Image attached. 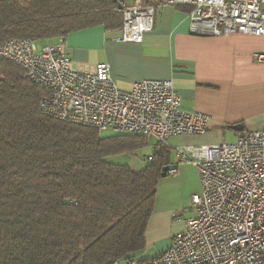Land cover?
Wrapping results in <instances>:
<instances>
[{
  "label": "trees",
  "instance_id": "16d2710c",
  "mask_svg": "<svg viewBox=\"0 0 264 264\" xmlns=\"http://www.w3.org/2000/svg\"><path fill=\"white\" fill-rule=\"evenodd\" d=\"M121 21L113 0H0L2 40L65 37L95 24L118 28ZM49 92L0 61V264L130 258L145 247L169 150L160 148L140 170L109 162L147 139L54 119L39 107Z\"/></svg>",
  "mask_w": 264,
  "mask_h": 264
},
{
  "label": "built area",
  "instance_id": "2783aa9c",
  "mask_svg": "<svg viewBox=\"0 0 264 264\" xmlns=\"http://www.w3.org/2000/svg\"><path fill=\"white\" fill-rule=\"evenodd\" d=\"M186 5L193 34L264 35V0H133L121 13L122 42L140 43L153 29L155 10ZM58 36L39 45L30 38L1 39L0 61L20 67L34 84L49 89L40 110L59 121L99 132L140 134L152 161L171 136L204 134L209 116L185 111L171 79H143L129 89L112 80L108 64L70 59ZM264 62V53H254ZM176 164L196 166L200 191L193 193L194 214L184 220L169 246L141 261L111 259L102 264H264V129H252L233 142L179 145ZM171 169L169 172H173Z\"/></svg>",
  "mask_w": 264,
  "mask_h": 264
},
{
  "label": "crops",
  "instance_id": "0c3cea01",
  "mask_svg": "<svg viewBox=\"0 0 264 264\" xmlns=\"http://www.w3.org/2000/svg\"><path fill=\"white\" fill-rule=\"evenodd\" d=\"M145 3L155 4L156 0ZM189 10L186 5L156 8L153 29L140 43L119 41L121 26L107 29L102 24L79 28L65 36L70 59L87 65L107 63L119 88L129 89L143 79H171L183 110L209 116L204 134L169 138V164H176V146L233 142L248 130L264 129V62L253 58L254 53H264V35L193 34ZM56 38L37 43H52ZM173 170L161 176L157 185L145 232L143 250L152 249L146 258L165 250L172 236L183 229L181 212L194 210L191 195L200 191L194 164H176Z\"/></svg>",
  "mask_w": 264,
  "mask_h": 264
},
{
  "label": "rangeland",
  "instance_id": "374dc122",
  "mask_svg": "<svg viewBox=\"0 0 264 264\" xmlns=\"http://www.w3.org/2000/svg\"><path fill=\"white\" fill-rule=\"evenodd\" d=\"M38 44L42 45L44 43L38 42ZM149 151H150L149 148L147 146H145V147L139 148L137 150H134L133 152L109 156L107 158V160L109 162H113V163H117V164H129L132 168H134L136 170H140L152 162V161H147L145 159V157L149 154ZM192 195H191V197H192ZM193 214H194V210L191 211V210L187 209L183 213L181 212L180 218L186 219L187 217H189ZM143 249L134 253L132 256H130V258L135 260V261H141V260L145 259L146 254L150 253L152 249H149V247L146 250H143ZM122 261L124 262L123 259H122Z\"/></svg>",
  "mask_w": 264,
  "mask_h": 264
},
{
  "label": "water",
  "instance_id": "95a60500",
  "mask_svg": "<svg viewBox=\"0 0 264 264\" xmlns=\"http://www.w3.org/2000/svg\"><path fill=\"white\" fill-rule=\"evenodd\" d=\"M113 2L116 4V8L118 10L122 9L124 0H113ZM175 168H176V164H173V163L163 166L162 171H161V176H164L166 172H168L171 169H175Z\"/></svg>",
  "mask_w": 264,
  "mask_h": 264
}]
</instances>
